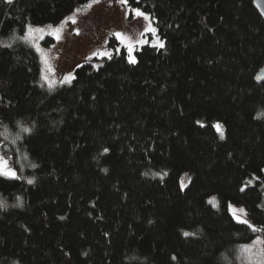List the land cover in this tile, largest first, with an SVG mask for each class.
<instances>
[{
    "label": "trees",
    "instance_id": "obj_1",
    "mask_svg": "<svg viewBox=\"0 0 264 264\" xmlns=\"http://www.w3.org/2000/svg\"><path fill=\"white\" fill-rule=\"evenodd\" d=\"M87 1L0 0V140L19 177H0V264H226L264 237V17L253 0H128L163 48L138 44L131 64L112 34L110 59L40 87L13 37Z\"/></svg>",
    "mask_w": 264,
    "mask_h": 264
},
{
    "label": "rangeland",
    "instance_id": "obj_2",
    "mask_svg": "<svg viewBox=\"0 0 264 264\" xmlns=\"http://www.w3.org/2000/svg\"><path fill=\"white\" fill-rule=\"evenodd\" d=\"M136 8L139 7L129 5L128 2L127 4H121L118 0H98V2L89 0L57 22L29 24L28 26L34 29L30 44L38 53L41 61V82L44 83L42 76L46 74L51 80L55 81L54 85H56L61 83L66 76L73 77L75 68L81 63L90 61L97 64L100 57L103 56L101 53H112L115 48H119V44L117 47H113L109 43V37L112 34L120 33L124 37L123 40L119 39V41L126 46V49L129 42L128 37H132L133 40L139 37L141 40H148L149 43L157 45L159 42L164 43V39L157 32L155 34L145 33L140 35L144 28L147 27L148 21H145L142 17L138 18L135 16L134 9ZM139 9L150 17L151 26L155 27L151 14L141 8ZM69 17L72 19L70 20ZM72 20H75V23ZM49 25L51 28L48 27ZM35 29H42L43 31H35ZM57 29H59L57 33L59 39L56 38V35H49V33ZM48 37L53 38L50 43L45 42ZM137 45H134L132 53L135 59ZM37 47H39L40 51H37ZM41 53L44 55L42 56ZM45 59L48 61V66L52 69L51 72L45 73ZM213 123L214 125L219 123L222 127L220 130L216 129L219 134L221 131L224 134L223 122L214 120ZM0 157H3L7 166L15 170L18 175L17 169L10 162V157L2 150L1 140ZM191 176L192 172L189 169H184L180 172L179 180L182 187L188 184ZM208 199L213 204L218 203V197L215 194L210 195ZM229 208L232 213L235 212L241 219H246L251 223L247 216L246 208L242 203L229 201ZM240 209L244 211L241 212ZM252 225L254 226V224ZM258 237L264 238L262 234H258L252 240L239 243L228 251L226 256L229 261L232 264H264V244H255L253 246L250 260L236 258L239 255L238 250L241 245H252Z\"/></svg>",
    "mask_w": 264,
    "mask_h": 264
},
{
    "label": "snow or ice",
    "instance_id": "obj_3",
    "mask_svg": "<svg viewBox=\"0 0 264 264\" xmlns=\"http://www.w3.org/2000/svg\"><path fill=\"white\" fill-rule=\"evenodd\" d=\"M6 2L8 4H12L13 0H6ZM94 2H98V0H94ZM118 2L121 3V4H127L128 0H118ZM134 13H135L136 17H138V18L142 17L145 21H148L147 27L144 28V31L142 33H140V35H144L145 33L155 34L157 32V29L155 27L151 26V20H150V17L147 14L142 12L139 8L134 9ZM69 19L71 20L72 18L69 17ZM72 22L75 23V20H72ZM48 27L51 28L50 25ZM33 31H34V29L31 26H27V34L26 35H24V36H15V37H13V39L14 40H22L24 42H30L31 35H32ZM35 31H43V30L42 29H35ZM58 32H59V29L55 30L52 33H49V35H56V38L59 39V36L57 35ZM115 35L117 36L118 39H122V40L124 39V37H122L120 33H116ZM127 39L129 41L127 43L128 62L131 63V64H135V63H137V61H136L135 57L132 55L133 50H134V45L135 44H147V43H149V41L148 40H141V39H139V37H137L135 40H133L132 37H128ZM10 46L11 45H9V47ZM158 46L160 48H163L164 47V43L163 42H159ZM37 51H40L39 47H37ZM41 55L43 56L44 54L41 53ZM101 55H107L109 59L112 57L111 53H101ZM44 65H45V73H48V72L52 71V69L48 66V61L46 59L44 60ZM42 79H43L44 83H41L40 87L43 88L45 86V83H46L48 85V87H49V90H51L53 85L55 84V81L51 80L48 77V75H46V74L44 76H42ZM71 79H74V77L70 78V77L66 76L61 81V83H70ZM215 127L218 130H220L222 126L219 123H217L215 125ZM30 131H31L30 128H21V132H23V133H28ZM224 138H225L224 134L221 131L220 139L223 140ZM16 139H20L19 135L16 137ZM13 142H15V141H13ZM104 151L107 152L108 149H104ZM31 167L35 168V167H37V165L32 164ZM104 171H107V169H104ZM145 175H147V173H145ZM0 177L10 178V179H19V177L17 176V172L7 166V163L4 161L3 157H0ZM33 182H34L33 179H28L27 180L28 184H32ZM240 191L243 192L244 188H241ZM0 206L7 207L6 204H0ZM240 211L243 212L244 210L240 209ZM232 215H233V218L236 220V222L238 224L247 225L248 228H251L253 232L257 231V229L254 228L249 223L248 220L241 219V217L236 215L235 212H233ZM61 219H63V217H61ZM260 231L264 232V229H261ZM183 235L185 237H188V236L193 235V234L189 233V232H184ZM255 244H264V238L258 237L257 240L254 241L252 245H241L239 250H238L239 255L236 256V258L237 259L250 260L251 259V254H252V249H253V246ZM173 259H175V257H173ZM220 259L228 262V264H232V262L229 261V259H228V257L226 255H222L220 257Z\"/></svg>",
    "mask_w": 264,
    "mask_h": 264
},
{
    "label": "water",
    "instance_id": "obj_4",
    "mask_svg": "<svg viewBox=\"0 0 264 264\" xmlns=\"http://www.w3.org/2000/svg\"><path fill=\"white\" fill-rule=\"evenodd\" d=\"M255 6L261 13V15L264 17V0H253ZM264 77V64L261 66L257 73V78L262 79ZM0 131H1V121H0Z\"/></svg>",
    "mask_w": 264,
    "mask_h": 264
}]
</instances>
